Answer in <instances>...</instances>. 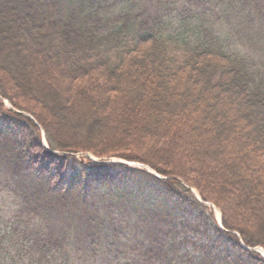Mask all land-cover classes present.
Segmentation results:
<instances>
[{"label":"trees","instance_id":"trees-1","mask_svg":"<svg viewBox=\"0 0 264 264\" xmlns=\"http://www.w3.org/2000/svg\"><path fill=\"white\" fill-rule=\"evenodd\" d=\"M0 12V193L15 205L0 264H264L251 250L264 253L257 0H0ZM50 13L49 52L73 72L30 68L2 31ZM228 94L233 130L217 108ZM83 152L164 179L71 156Z\"/></svg>","mask_w":264,"mask_h":264},{"label":"rangeland","instance_id":"rangeland-1","mask_svg":"<svg viewBox=\"0 0 264 264\" xmlns=\"http://www.w3.org/2000/svg\"><path fill=\"white\" fill-rule=\"evenodd\" d=\"M14 15L16 13L12 12ZM49 16H46V19H29V20H21L23 18H17L16 22L14 23L11 21V19H7V22L2 25V31L4 32V35L9 38L10 42L17 41L22 46V51L26 54L28 65L31 68H34V60L38 61L36 65H38V69L42 73H47L48 70H51L52 68H55L57 71L62 73V71L69 72L74 71L75 67L77 66H68L65 64H62L59 62V59L54 55V53L49 52V47L51 46L50 37L54 34H57L58 31L60 32L61 28L60 26L55 23V16H53L51 13L48 14ZM7 15L0 12V19L5 18ZM243 19V18H240ZM259 19L262 22L259 24ZM30 24H26L27 22ZM241 24V23H239ZM244 24V23H243ZM245 25V24H244ZM246 26V25H245ZM236 28L240 29L241 27L236 26ZM257 29H258V35L264 38V0H257ZM243 30V29H240ZM42 32H49L46 36L43 35ZM257 52L259 51V48L264 46V40L258 39L257 40ZM229 95V94H228ZM227 103L225 102V106H221V103H218L217 108L220 109L219 112L225 114L229 113V116L226 118L227 122H229L230 129L233 130L234 126L231 124L233 123V120L236 122V119L238 117L235 110H238L239 108V102L237 101L235 96H227ZM4 107L6 109H10V105L7 101H2ZM195 128V127H194ZM200 131L202 128H199ZM196 132V134L200 135L202 131ZM244 132V131H243ZM202 135V134H201ZM44 138V137H42ZM69 156V155H68ZM73 157L77 161H81L84 164L87 163L88 165H107L110 163H117V162H123L127 163L122 159L116 158V157H109V158H101L97 157L89 152H83L78 154H73ZM129 167L137 168L142 171H146L145 165H141L136 162L127 163ZM149 173V172H147ZM150 174H154L151 173ZM170 179V178H169ZM181 182V181H180ZM194 191V190H192ZM196 193V191H194ZM198 195V194H197ZM199 196V195H198ZM200 198V197H199ZM201 200V199H200ZM202 206H205L206 210H203V214L201 216L209 217L210 213L212 215L213 221L216 225H219L221 222V214L220 212L210 203L202 201ZM14 200L9 194H2L0 193V224L3 223V221H6V216L11 215V213L15 210L14 208ZM200 209L197 210V212L193 211V213L196 214V216L200 215ZM193 219L192 217H189ZM211 222V220H209ZM194 231H202L201 225L197 226ZM203 234H192V239L196 240V244L194 245V252L198 255L201 251V249H204L201 245H198V241H201V237ZM198 238V239H197ZM215 240H210L208 245V250H204V252H207L211 250V244H213ZM222 249V246H220L217 250L220 251ZM203 253V252H202ZM208 256V257H207ZM206 258L215 259L217 256L211 254L205 255ZM212 261V260H210Z\"/></svg>","mask_w":264,"mask_h":264}]
</instances>
